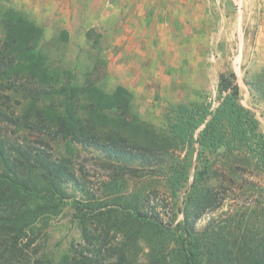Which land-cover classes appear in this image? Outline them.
Returning a JSON list of instances; mask_svg holds the SVG:
<instances>
[{"label": "rangeland", "instance_id": "1", "mask_svg": "<svg viewBox=\"0 0 264 264\" xmlns=\"http://www.w3.org/2000/svg\"><path fill=\"white\" fill-rule=\"evenodd\" d=\"M7 7L42 27L41 47L52 67L69 69L78 84L86 87L93 83L107 94L123 86L131 94L129 112L147 124H167L179 104L193 106L212 100L216 105L220 75L234 71L241 103L255 114L259 131L264 133V95L255 87L264 68V0H0V10ZM137 21L141 30H137ZM143 29H148L147 35L140 36ZM17 98L12 95L11 105L20 116L26 102L16 104ZM106 112L114 115V110ZM0 131L10 141L30 143L57 161L66 158L79 181L64 184L67 197L62 209L46 212L20 234L13 264L57 260L72 248L86 246L74 218V200L99 201L97 208L105 210L115 205L118 196H135L146 212L174 226L183 219L187 197L193 196L198 186L213 198L196 220L197 232L212 235V231L221 230L228 235L231 231L230 240L234 241L242 231L264 230L262 175L252 167L246 173L238 171L235 177L219 176L216 171L229 173L233 166L214 153L206 176L197 177L199 146L190 150L185 160L188 181L180 193L173 194L166 168L115 164L95 147H69L45 131L13 123L7 117H0ZM187 152L185 148L180 154L184 157ZM193 183L197 185L191 191ZM215 186L222 190V199L216 203ZM239 221L242 231L236 227ZM97 226L96 220L92 231L99 242L89 250L95 253L102 248L101 254H106L101 245L105 242L103 227L100 224L96 230ZM112 234L106 247L124 239L123 233L115 238ZM13 235L0 229V264L10 261L7 250ZM152 249L142 238L131 253V264H156ZM118 259L108 256L102 263Z\"/></svg>", "mask_w": 264, "mask_h": 264}, {"label": "trees", "instance_id": "2", "mask_svg": "<svg viewBox=\"0 0 264 264\" xmlns=\"http://www.w3.org/2000/svg\"><path fill=\"white\" fill-rule=\"evenodd\" d=\"M0 31V117L45 131L69 147H95L115 164L166 168L173 194L180 193L189 179L185 160L196 146L201 164L197 177L206 176L215 153L233 166L229 173L219 169L217 175L235 177L238 171L246 173L253 167L264 178V133L259 131L255 114L241 103L234 71L220 75L216 105L212 100L193 106L179 104L168 123L156 127L129 112L131 94L123 86L107 94L93 83L78 84L69 69L52 67L41 47L43 29L26 14L11 7L1 9ZM258 79L255 87L264 95V68ZM13 94L20 97L16 104L26 102L20 116L11 105ZM106 110H114V115ZM185 148L188 152L182 157ZM75 181L79 182L66 158L57 161L30 143L10 141L0 131V229L14 232L7 250L10 261L5 264H13L17 257L20 234L46 212L64 207V184ZM196 185L192 184L191 191ZM197 188L193 196L188 195L184 217L174 226L146 212L135 196H118L115 205L105 210L97 208L99 201L74 200V218L86 246L37 264H103L102 260L113 255L119 259L111 264H131V253L142 238L156 252V264H264L263 229L249 234L242 231L239 221L236 227L242 232L234 241L231 231L225 235L215 230L207 235L195 230L196 220L213 198L207 189ZM221 192L215 186V203L222 199ZM96 220V230L100 224L103 227L105 242L101 245L106 254H101L102 248L95 253L89 250L99 242L92 231ZM112 232L114 238L123 233L124 239L106 247Z\"/></svg>", "mask_w": 264, "mask_h": 264}, {"label": "crops", "instance_id": "3", "mask_svg": "<svg viewBox=\"0 0 264 264\" xmlns=\"http://www.w3.org/2000/svg\"><path fill=\"white\" fill-rule=\"evenodd\" d=\"M214 2H215V0H213ZM184 13V11H183V9L181 10V14H183ZM139 20V19H138ZM142 23H143V21H142ZM137 26H138V21H137ZM137 30H141V27H137ZM145 29H143L142 31H141V33H139L140 34V36H144V35H147V30L146 31H144ZM144 31V32H143Z\"/></svg>", "mask_w": 264, "mask_h": 264}]
</instances>
